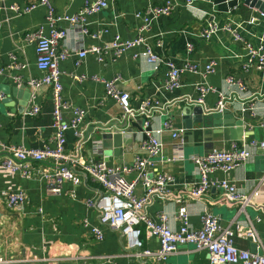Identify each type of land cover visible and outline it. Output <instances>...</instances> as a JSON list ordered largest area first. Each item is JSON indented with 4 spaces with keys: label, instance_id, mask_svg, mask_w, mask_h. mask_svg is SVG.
<instances>
[{
    "label": "crops",
    "instance_id": "1",
    "mask_svg": "<svg viewBox=\"0 0 264 264\" xmlns=\"http://www.w3.org/2000/svg\"><path fill=\"white\" fill-rule=\"evenodd\" d=\"M33 1L35 0H0V70H3L0 82L5 80L20 84L43 75L35 66V43L28 41L26 35L38 26L45 25L44 8L37 7L22 15H17L9 9L11 5L24 6ZM83 1L51 0L56 12L67 16L75 14ZM165 1L108 0L105 8L88 18L87 27L90 34L82 36L81 46L101 47L115 35H119L123 40L132 39L137 36L140 28L144 27L143 33L148 43L159 56L172 61L177 67L186 62L204 66L214 61L213 71L205 76L183 72L180 75V88L170 91L164 86L165 67L162 65L158 70H153L141 56L142 47L127 50L118 57L103 55L101 61L96 55L87 54L79 66L75 65V57L70 56L59 63L61 96L67 104L62 117L69 121L73 108H80L85 115L80 126L83 136L90 123L115 119L121 122L126 119L121 116L118 103L106 95L104 84L90 80L93 76L103 80L118 76L116 85L129 94L131 107L137 108L143 99L150 98L160 109L153 114L152 124L158 125L169 119L174 127L183 126L181 109L188 103L182 99H193L197 96L196 84L211 87L201 104L203 109H211L216 106L219 91L226 86L227 76L242 81L245 87L243 91L239 92L234 86L230 88L232 99L227 109L243 119L244 129L250 136H242L238 140H224L221 133H213L212 136L206 134L205 138L200 133L193 137L188 134L183 159L170 161L174 154L175 140L168 132L161 135L163 152L161 157L157 158V166L174 177L173 183L168 187L169 191L181 194L179 190L189 187L198 179L189 156L202 155L213 148H228L233 141L238 142L243 138L264 140V128L259 125L264 122V73L255 67L244 68L250 61V55L242 41L234 40L231 33L218 30L207 39L201 37V32L208 23L218 27L228 25L240 34L244 42L256 49L261 47L264 54V18L259 17V11L245 5L243 0L236 9H231V12L227 10L233 7L236 0H192L190 4H187V0H170L174 8L168 15L156 18L135 16L148 6L160 5ZM253 17L256 20L250 23ZM60 25L68 31V38L63 44L72 48L74 32L67 22ZM91 34L95 37H91ZM158 42L161 44L158 45ZM188 45H191V50H188ZM12 57H15L16 61H13ZM81 74L86 75L87 80L79 82L72 78V75ZM15 78H20L21 81L18 82ZM32 94L27 106L22 108L16 105L17 99L13 96L3 102L5 96L0 93V142L3 146L0 149V160L9 155L6 148L9 145L39 149L51 142L54 128L50 88L41 86ZM242 102L248 107L252 105L255 114L241 115L239 106ZM32 106H38L39 112L36 115L25 113ZM22 109H25L23 113ZM130 129L137 131H134V138ZM141 130L140 116L127 118L126 127L122 130L126 137L120 141L121 154L117 157L110 156L106 161L117 165L128 164L129 160L132 163L139 149ZM65 139V150L71 151L76 142L73 132L67 131ZM81 154L88 161L105 158L101 148L90 140L84 141ZM34 166L39 172L52 169L51 163H39ZM263 174L264 152L257 148L253 151L252 158L242 166L228 174L216 172L212 177H226L248 193ZM95 187L91 181L79 184L65 182L61 192L55 194L48 192L46 181L38 175L24 178L0 170V256L21 259L24 264H140L143 261L145 264H207V252L194 250L188 244L180 245L178 251L163 262L127 256L129 249L126 247L125 238L119 230L108 226H102L103 238L97 240L91 231V227L98 223L97 211L85 204L88 198L93 197ZM142 191L139 185L137 194ZM18 192L23 194L24 203L18 208L8 207V194ZM251 200V203L241 208L237 203L226 201L219 187L211 186L200 201L184 194L179 198H155L147 206L146 213L155 218L159 211L165 210L173 227L178 225L175 212L180 206H186L191 224L199 227L202 203L218 218L222 226L247 219L255 221L259 216L261 220L255 223V228L264 246V213L256 206L264 205V183L259 185L258 196L251 197ZM39 208L42 209L41 212L38 211ZM140 239L145 247H158L157 240L146 239L144 233L140 235ZM251 242L241 235L234 237V244L241 249L250 251ZM41 257H45L47 261H38Z\"/></svg>",
    "mask_w": 264,
    "mask_h": 264
},
{
    "label": "built area",
    "instance_id": "2",
    "mask_svg": "<svg viewBox=\"0 0 264 264\" xmlns=\"http://www.w3.org/2000/svg\"><path fill=\"white\" fill-rule=\"evenodd\" d=\"M191 1L187 0V4H190ZM206 2H212V0H206ZM240 2L241 0H236V3L227 12L236 9ZM107 5L108 0H84L81 8L70 16L58 14L51 0H35L24 6H10L9 9L17 15L27 14L37 7H42L45 10V25L38 26L26 35L28 41L35 43V66L43 75L39 78L29 79L26 84L32 93L41 86L50 88L54 131L50 144H44L39 149L7 146L9 155L0 160V170L9 174H18L24 178L38 175L46 181L48 192L55 194L61 192L65 182L79 184L91 181L94 183L96 185L94 195L85 202L88 207L97 211L98 223L91 227V231L97 240H101L103 238L102 226L119 230L125 238L127 249H129L127 256L163 262L175 254L180 245L188 244L194 250L207 252V264H264V246L255 228V223L261 220L259 216L255 218V221L247 219L222 226L219 224L218 218L209 212L202 203L199 227H194L191 224L190 214L186 206H180L176 210L175 219L178 221V225L173 227L165 210L159 211L155 218L149 217L146 213L147 206L155 198L166 196L179 198L181 194H184L200 201L211 186L219 187L226 201L237 203L241 208L251 203V197L258 196L259 185L264 183V174L256 180L248 193L237 187L232 180L226 177L214 179L212 175L216 172L228 174L242 166L252 158L253 151L257 148L264 152V140L243 138L238 142L233 141L228 148H213L202 155L189 156L198 179L189 187L179 190L181 194H173L168 187L173 183L174 177L158 168L157 158L161 157L163 152L161 135L168 132L170 137L175 140L174 154L169 160L183 159L184 139L181 134L184 128L174 127L169 119L163 120L158 125H153L151 122L153 114L160 109L150 98L143 99L137 108H133L129 103V94L120 90L116 85L119 80L118 76L111 80H103L93 76L90 80L104 84L106 95L118 103L123 118L141 117L142 137L139 149L131 164H109L105 159L88 161L82 156L84 140L80 126L84 122L85 115L80 108H73V115L69 121H65L62 117V112L67 109V104L61 96V72L59 70L61 61L74 56L75 65L79 66L87 54H94L101 61L103 55L118 57L127 50L142 47L141 56L153 70H158L162 65L165 67L164 86L170 91L180 88V75L183 72L205 76L213 71L215 65L214 61H210L204 66L195 62H186L183 66L177 67L172 61L159 56L152 50L143 33L144 27L140 28L137 36L132 39L123 40L119 35H115L110 42L101 47L81 46L82 36L90 34L87 27L88 18ZM173 8L171 1L166 0L160 5L148 6L145 10L137 12L135 16L137 18L143 16L156 18L168 15ZM258 14L259 17L264 18V12L259 11ZM255 20L256 18H251L250 23ZM62 22H67L75 34L72 48L63 44L68 38V31L60 25ZM218 30L227 31L231 33L234 40L242 41L250 55L249 64H245L244 68L255 67L264 73L262 48H253L249 43L244 42L240 34L230 26L218 27L213 23H208L201 32V37L207 39ZM90 36L95 37L94 34ZM157 44L160 45L161 43L158 42ZM188 50H191V45H188ZM12 58L14 61L15 57ZM2 71L0 70V74ZM72 78L79 82L87 80L84 74L72 75ZM15 80L21 81L20 78H15ZM225 83V88L218 93L216 106L211 109L204 108L205 113L222 112L227 109L232 99L231 87L234 86L239 92L245 89L243 82L233 76H227ZM195 88L197 90L195 98H183L182 100L188 104L201 105L205 94L211 90V87L205 84H196ZM32 93L31 96H33ZM239 111L241 115L255 114L253 106L248 107L243 102L240 103ZM38 112V106H32L25 113L36 115ZM259 125L264 128V122H260ZM67 131H72L76 138L74 148L71 151L65 150ZM2 148L0 142V149ZM39 163H51L52 169H49L48 172H39L34 166V164ZM139 185L143 189L141 194L136 192ZM6 202L8 207L18 208L24 203V196L20 192L9 193ZM256 206L264 213V205L258 204ZM38 211L41 212L42 209L39 208ZM84 223L86 224L85 220ZM143 233L146 239L155 238L157 240L158 247L156 249L144 246L143 240L140 239V235ZM238 235L256 243L257 249H260L261 253L238 248L234 244V237ZM38 261L45 262L47 260L45 257H41ZM0 264H24V262L21 259H7L0 256ZM140 264H145V261Z\"/></svg>",
    "mask_w": 264,
    "mask_h": 264
},
{
    "label": "water",
    "instance_id": "3",
    "mask_svg": "<svg viewBox=\"0 0 264 264\" xmlns=\"http://www.w3.org/2000/svg\"><path fill=\"white\" fill-rule=\"evenodd\" d=\"M243 2L249 7L264 12V0H243ZM0 93L5 96L2 100L3 102L8 101L13 96L17 99L16 105H20L22 108L27 106L31 96V91L25 81L17 84L3 80L0 82ZM24 110L22 109V113ZM181 123L184 128L181 134L184 144L188 134L193 137L200 133L205 138L206 134H211L212 136L213 133H221L224 140H238L242 136H250V133L244 129L243 119L229 109H225L222 112L205 113L201 105L186 104L181 109ZM126 124L127 118L121 122L115 119L90 123L84 130L83 140H90L98 145L105 156V160H108L110 156L117 157V155L121 154L120 141L126 137L122 133ZM134 131L137 132L136 130H131L133 138L136 136ZM130 161L128 164L131 163ZM250 251L261 253V250L257 249V244L254 242L250 243Z\"/></svg>",
    "mask_w": 264,
    "mask_h": 264
},
{
    "label": "trees",
    "instance_id": "4",
    "mask_svg": "<svg viewBox=\"0 0 264 264\" xmlns=\"http://www.w3.org/2000/svg\"><path fill=\"white\" fill-rule=\"evenodd\" d=\"M141 230H142V228H141Z\"/></svg>",
    "mask_w": 264,
    "mask_h": 264
}]
</instances>
